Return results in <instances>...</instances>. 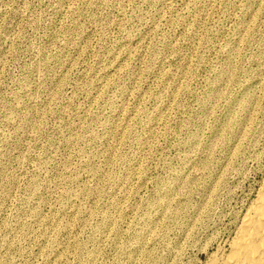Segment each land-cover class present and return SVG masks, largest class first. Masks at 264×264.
<instances>
[{"label":"rangeland","instance_id":"rangeland-1","mask_svg":"<svg viewBox=\"0 0 264 264\" xmlns=\"http://www.w3.org/2000/svg\"><path fill=\"white\" fill-rule=\"evenodd\" d=\"M263 110L264 0H0V264H189L263 178Z\"/></svg>","mask_w":264,"mask_h":264},{"label":"bare ground","instance_id":"bare-ground-1","mask_svg":"<svg viewBox=\"0 0 264 264\" xmlns=\"http://www.w3.org/2000/svg\"><path fill=\"white\" fill-rule=\"evenodd\" d=\"M255 102H256V100H255ZM244 103L242 105H244ZM251 104H252V102H251ZM244 109L246 110L245 107H244ZM241 110H243V109H241ZM248 112H249V110H248ZM248 112H246V113L243 112V113L248 115ZM253 119L254 118H252V115H250L247 118L246 122H244V121H243L244 123L240 122L241 123L240 125L235 123V124H237L236 128L238 126L239 127L236 130L233 127V129L235 131H234V133L232 132L233 133L232 135L230 133V135L232 137L230 136L231 140L229 143L232 147V149L230 147L231 153L233 152L232 156H235L237 153L238 154L243 153L245 150H247V148L249 146H253L255 144V142H256L255 138L257 136L255 134L256 137H253L254 136L253 132L255 131V130L254 131L252 130V128H254V127L251 126ZM235 120H237V119H235ZM239 121H240V119H239ZM232 124H234V123H232ZM228 136H229V134H228ZM230 149H228V150H230ZM256 157H257V155H256ZM215 182L213 185L212 193L214 191L217 192L218 190H221L222 188H224L223 180H218L216 183ZM228 192H229V190H228ZM203 196H205V195H203ZM211 196H212V194L207 195L206 198L204 197V200L201 203L202 209L199 211L200 213H202V212L207 213L206 210H208L207 208L210 205L209 201L211 199ZM233 219L234 220H233L232 228H231V230H229V232L226 236H219V237L210 236V233H209L208 234L209 236L204 235V238H205L204 242H200L197 244L195 243V246L197 247V251H196V253L194 252L195 256L193 255L194 258L192 257L189 264H264V175H263V178L261 179L258 187L255 189L254 195L250 198L249 202L246 205L243 204V206L241 207V209L239 211H237V213L235 214V217ZM218 233H216V234H218ZM144 235H145V233H144ZM212 235H213V233H212ZM140 244H141V242H140ZM193 245H194V243H193ZM141 247H142V245H141ZM180 248H182V246H180ZM178 251H179V247L176 248V250L174 249L172 251L173 252L172 259H174V258L177 259V256L175 254L178 253ZM174 252H175V254H174ZM172 259L169 261L166 260L164 264H173L174 261H172ZM181 260L179 259V261H181ZM159 262H162V261H159ZM153 263H155V262H153ZM178 264H180V263H178ZM181 264H182V261H181Z\"/></svg>","mask_w":264,"mask_h":264}]
</instances>
